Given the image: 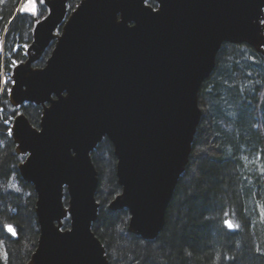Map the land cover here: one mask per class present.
I'll use <instances>...</instances> for the list:
<instances>
[{"label": "water", "instance_id": "obj_1", "mask_svg": "<svg viewBox=\"0 0 264 264\" xmlns=\"http://www.w3.org/2000/svg\"><path fill=\"white\" fill-rule=\"evenodd\" d=\"M36 0L25 60L10 72L8 103L42 107L11 125L20 178L36 195L38 242L26 264H109L92 231L105 138L120 187L110 211L129 212L128 232L154 240L192 152L199 91L224 44H246L264 61V0ZM27 8V12L21 11ZM36 8V12H33ZM39 21V23H37ZM52 49L43 67L32 65ZM69 228L63 229V221Z\"/></svg>", "mask_w": 264, "mask_h": 264}, {"label": "trees", "instance_id": "obj_2", "mask_svg": "<svg viewBox=\"0 0 264 264\" xmlns=\"http://www.w3.org/2000/svg\"><path fill=\"white\" fill-rule=\"evenodd\" d=\"M23 0H0L1 65L25 60L31 41L32 18L18 12ZM80 0H69L68 7ZM155 6L153 0H149ZM45 15L41 6L38 17ZM53 44L35 66L42 67ZM13 49H16L13 51ZM6 59H1V53ZM7 66V65H6ZM0 264H26L39 231L36 195L19 176L8 135L12 119L26 114L39 124L41 107L13 108L7 94L0 99ZM202 117L192 152L166 211L164 229L144 240L126 229V210L113 212L108 203L120 192L115 157L108 141L91 153L98 172L99 215L92 225L103 243L109 264H264V61L246 44H224L212 74L199 91ZM14 112L16 113L14 115ZM11 118L8 125L5 118ZM225 213L228 215L225 216ZM239 224L229 230L223 221ZM4 225H12V236ZM69 227V220L63 228ZM4 232V233H3Z\"/></svg>", "mask_w": 264, "mask_h": 264}, {"label": "snow or ice", "instance_id": "obj_3", "mask_svg": "<svg viewBox=\"0 0 264 264\" xmlns=\"http://www.w3.org/2000/svg\"><path fill=\"white\" fill-rule=\"evenodd\" d=\"M45 3H46V0H36V7H40V6H42L43 4H45ZM21 11H23V12L26 13V12H27V8L22 9ZM33 12H34V13L36 12V8H33ZM37 23H39V21H37ZM24 47L27 48L28 46H27V45H24ZM15 50H16V49H13V51H15ZM16 66H18V61H15V60L11 61L9 67H16ZM8 82H9L8 79H6V78H4V77H0V83L7 84ZM5 93L8 94V95H11V89H0V95H4ZM3 111H4V107L0 106V113H3ZM15 114H16V113L14 112V115H15ZM10 122H11V118H10V117H9V118H5V119L3 120V123H4L5 125H8ZM7 134H8V135H12V134H13L11 128L8 129V133H7ZM227 215H228V214L225 213V216H227ZM223 223H224V226H225L227 229H229V230H238V229L240 228V225H239V224H233V222H232L230 219H225V220L223 221ZM4 229H5L8 233H10L13 237L17 235V233H16V231H15V229L13 228L12 225H4Z\"/></svg>", "mask_w": 264, "mask_h": 264}, {"label": "flooded vegetation", "instance_id": "obj_4", "mask_svg": "<svg viewBox=\"0 0 264 264\" xmlns=\"http://www.w3.org/2000/svg\"><path fill=\"white\" fill-rule=\"evenodd\" d=\"M68 2H69V1H68ZM79 2H80V1H79ZM79 2H78V3H79ZM78 3H76V4L73 6V8H72L71 10H73V9L75 8V6H76ZM153 7L156 8L155 6H153ZM71 10H69L68 3H67V14H69ZM23 61H24V60H23ZM20 62H21V61H20ZM37 62H38V61H37ZM35 63H36V62H35ZM35 63L32 65L33 67H37V66H35ZM43 66H44V65H43ZM43 66H42V67H43ZM37 68H40V67H37ZM1 71H2V70H1ZM26 104H28V103H25V104H23V105H21V106H19V107H13V106H12V107H13V108H23V106H25ZM33 105H34V104H33ZM10 106H11V105H10ZM35 106H37V105H35ZM40 107H41V106H40ZM41 110H42V107H41ZM41 112H42V111H41ZM21 113H22V112H21ZM18 114H19V113H18ZM25 115H26V114H25ZM40 117H41V116H40ZM38 125H39V124H38ZM36 128H37V127H36ZM11 139H12V138H11ZM105 140L108 141V140L105 139V138H104L102 141H105ZM102 141H101V142H102ZM12 142H13V141H12ZM101 142H100V143H101ZM108 142H109V141H108ZM100 143H99V144H100ZM109 143H110V142H109ZM99 144H98V145H99ZM110 144H111V143H110ZM14 145H15V144H14ZM98 145H97V147H98ZM111 146H112V145H111ZM15 147H16V145H15ZM15 147H14V151H15ZM97 147H96V148H97ZM96 148H95V149H96ZM112 149H113V147H112ZM15 154H17V153L15 152ZM17 155H19V154H17ZM113 155H114V154H113ZM19 156H21L23 159H22L20 162L17 163V170H18V165H19L21 162H23V161L25 160V158H26V156H23V155H19ZM114 157H115V156H114ZM115 167H116V159H115ZM18 174H19V172H18ZM116 181H117V180H116ZM119 193H120V192H119ZM108 204H109V203H108ZM99 207H100V204H99ZM107 208H108V205H107ZM108 209H109V208H108ZM123 210H126V209H123ZM123 210H120V211H123ZM116 212H118V211H116ZM126 212L128 213L127 226H126V227H128V221H129V216H130V215H129V212H128L127 210H126ZM98 215H99V210H98ZM64 221H65V220H64ZM64 221H63V223H64ZM37 225H38V224H37ZM68 228H69V227H68ZM127 232H128V229H127ZM3 233H4V232H3ZM128 233H129V232H128ZM9 234H10V233H9ZM129 234H130V233H129ZM17 235H18V234H17ZM17 235H16V236H17ZM2 236H3V235H2ZM2 236H1L0 238H3ZM37 242H38V240H37ZM37 242H36L35 245H34V246H35V247H34V250L36 249ZM34 250H33V251H34ZM105 250H106V249H105ZM32 253H33V252H32ZM32 253H31V254H32ZM29 258H30V257H29ZM108 261H109V260H108Z\"/></svg>", "mask_w": 264, "mask_h": 264}, {"label": "rangeland", "instance_id": "obj_5", "mask_svg": "<svg viewBox=\"0 0 264 264\" xmlns=\"http://www.w3.org/2000/svg\"><path fill=\"white\" fill-rule=\"evenodd\" d=\"M148 1L149 0H147V3H148ZM154 1V0H153ZM23 2V1H22ZM21 2V3H22ZM154 3H155V1H154ZM149 4V3H148ZM21 5V4H20ZM150 5V4H149ZM153 7V6H152ZM155 7H156V3H155ZM69 10H71V9H69ZM6 56H5V54L2 52L1 53V59L2 60H4V59H6L5 58ZM7 65V66H6ZM9 65H10V63L9 64H2L1 65V67H2V69L4 70L3 72H1V76L0 77H6L7 78V76H9L10 75V72H11V70L13 69V67H9ZM1 69V70H2ZM11 83L10 82H8L7 84H5V85H2L1 83H0V89H9V88H11V85H10ZM3 87V88H2ZM6 94V93H5ZM2 96L3 95H0V99L2 98ZM14 119V118H13ZM12 119V120H13ZM35 127H37L38 128V125H36ZM98 203H99V201H97ZM100 204V203H99ZM125 224H126V226H127V221H125ZM93 225V224H92ZM63 229H65V228H63ZM93 231V230H92ZM126 231H127V229H126ZM103 244V243H102ZM104 246V245H103ZM104 248H105V246H104Z\"/></svg>", "mask_w": 264, "mask_h": 264}, {"label": "built area", "instance_id": "obj_6", "mask_svg": "<svg viewBox=\"0 0 264 264\" xmlns=\"http://www.w3.org/2000/svg\"><path fill=\"white\" fill-rule=\"evenodd\" d=\"M4 70H2V72H3ZM3 77V76H2ZM4 78H6V77H4ZM6 79H8V81L12 84V80H11V77H10V75L9 76H7V78ZM2 85H5V84H3V83H1ZM10 84V85H11ZM3 88V87H2ZM10 89V88H9Z\"/></svg>", "mask_w": 264, "mask_h": 264}]
</instances>
